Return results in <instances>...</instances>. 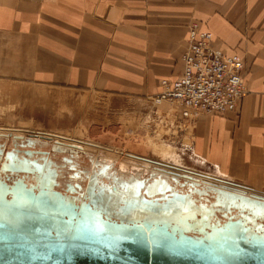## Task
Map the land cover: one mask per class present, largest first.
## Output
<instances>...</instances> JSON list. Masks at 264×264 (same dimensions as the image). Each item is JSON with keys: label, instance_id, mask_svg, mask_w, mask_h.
Segmentation results:
<instances>
[{"label": "crops", "instance_id": "0c3cea01", "mask_svg": "<svg viewBox=\"0 0 264 264\" xmlns=\"http://www.w3.org/2000/svg\"><path fill=\"white\" fill-rule=\"evenodd\" d=\"M191 24L242 59L246 95L182 130L177 108L147 99L181 77ZM0 38L25 86L78 93L130 123L164 114L166 141L187 142L185 169L264 196V0H0ZM169 147L166 160L130 155L184 173Z\"/></svg>", "mask_w": 264, "mask_h": 264}, {"label": "water", "instance_id": "95a60500", "mask_svg": "<svg viewBox=\"0 0 264 264\" xmlns=\"http://www.w3.org/2000/svg\"><path fill=\"white\" fill-rule=\"evenodd\" d=\"M161 180L167 188L159 197L143 186L121 201L114 222L90 201L76 206L56 193H21L0 181V264H264V223L257 222H264V196L218 179L206 191L184 181L181 194ZM190 195L214 200L195 204Z\"/></svg>", "mask_w": 264, "mask_h": 264}, {"label": "rangeland", "instance_id": "374dc122", "mask_svg": "<svg viewBox=\"0 0 264 264\" xmlns=\"http://www.w3.org/2000/svg\"><path fill=\"white\" fill-rule=\"evenodd\" d=\"M1 42L0 38V134L13 132L14 135L27 137L31 141L35 138L45 145L43 149L53 146L54 141L60 145L59 150L66 144L67 151L78 152L79 156L76 158L80 165L78 167L90 165L89 156L102 162L107 155L110 157L107 159L108 162L106 161L108 164L115 162L117 166H121L126 165L129 160L127 163L131 165L130 168L125 166L123 170L136 172L153 167L130 154L159 160L153 153V143L159 142L175 149L179 166L186 170L181 161L180 149L187 142L177 139L173 144L166 141L170 130L164 127V114L159 112L156 114L160 115L161 119L149 115L137 123L134 121L130 123V120L121 118L117 112L100 106L97 100H88L78 93L27 87L19 81L13 73L14 70L10 71L9 68L14 65L8 61V53L2 48ZM40 136L51 139H41ZM77 146L80 149L74 148ZM55 156L56 160L62 162H64L62 157L66 158L60 154ZM116 175L121 177L120 173ZM175 180L178 182V179ZM177 182H172L173 186L184 188L181 186L184 181Z\"/></svg>", "mask_w": 264, "mask_h": 264}, {"label": "built area", "instance_id": "2783aa9c", "mask_svg": "<svg viewBox=\"0 0 264 264\" xmlns=\"http://www.w3.org/2000/svg\"><path fill=\"white\" fill-rule=\"evenodd\" d=\"M211 40V34L201 32L197 25L188 26L187 46L181 56V77L174 81L162 80L160 93L147 99L153 106L166 102L177 108L183 121L179 125L182 130H187L199 115L224 114L246 95L242 59L216 53L210 47ZM168 113H173L171 108ZM156 114L154 117L161 119Z\"/></svg>", "mask_w": 264, "mask_h": 264}, {"label": "flooded vegetation", "instance_id": "af4514ba", "mask_svg": "<svg viewBox=\"0 0 264 264\" xmlns=\"http://www.w3.org/2000/svg\"><path fill=\"white\" fill-rule=\"evenodd\" d=\"M16 138L18 139H13L9 134H0V181L8 189L16 188L18 192L24 193L25 191L27 194L31 191L35 195L43 189L49 193L59 194L62 198L73 200L76 206H84L90 201L97 207L104 208L110 222L115 221L114 217L119 215V209L113 212L106 210L110 197L105 200L103 206L101 195L106 191L111 195L118 189L115 186L108 189L106 186L107 183L102 179V175H105L104 171L107 169L100 168V161L89 156L90 165L78 167L80 166L76 162L78 152L68 151L60 154L66 156V158L62 157L64 161L62 162L56 160V154L50 152L48 148L26 147L24 143L28 140L31 144L29 142L31 139L20 136ZM15 142L18 143L17 147ZM31 142L33 145L38 141L33 139ZM147 178L140 179L138 183L145 184ZM121 181L133 182L132 179ZM6 197L10 199L9 195Z\"/></svg>", "mask_w": 264, "mask_h": 264}, {"label": "bare ground", "instance_id": "6f19581e", "mask_svg": "<svg viewBox=\"0 0 264 264\" xmlns=\"http://www.w3.org/2000/svg\"><path fill=\"white\" fill-rule=\"evenodd\" d=\"M9 135H12V138L15 139V140L18 139V138H16L18 136L14 135L13 132L9 133ZM47 138H49V137H47ZM49 139H51V138H49ZM17 144L18 143L15 142V146L16 147H17ZM53 144L56 145V147H54V145H53V146H50L48 148V150L50 152H52L53 154L54 153L55 154H62V153H67L68 152L66 150V146H68V145L65 144V147H63L62 150H59V148H57V147L60 146V145H57L58 143L55 142V141H54ZM153 144H154V148H153L154 155H156L157 157L161 158L162 160L169 159V157H172L174 155V153L172 152V149L168 145H165V144L163 145V144H161L159 142H157V143L154 142ZM44 146H45L44 144H41L39 142H35L33 145L26 146V147H32V148L33 147H37L38 149H41ZM70 147H73V146H70ZM78 147L79 146L74 147V148L80 149V147L79 148ZM79 152H81V151L79 150ZM107 159H110V157L105 155V159L102 162H99V164L101 165L100 166L101 169H107V170L104 171L105 175H102V179L104 180V182L107 183L106 186L108 187V189H111L112 186H115L116 189H118L116 193H112L111 195H109L107 191L103 192V194L101 195L102 196L101 205H103V206H104V203L106 202L105 200L108 197H110V201L108 202V204H107L108 207L106 209V210H108L110 212H113V211H116L117 209H119V207L122 206V202L121 201H123V200L126 201V200L131 199L133 196H135L134 195L135 194L134 191H136L138 189H141L143 186H144L143 190L146 192L147 195L152 196L153 198L154 197H159V195H157V194L159 192L164 191L167 188L166 184L161 179H165V182L170 187L173 186V183H172V180H171L172 178L178 179L177 183H179L180 181H186V184L187 183H197L198 184L197 188L199 190L202 189L204 191L207 190L206 186H209L211 183H216V182L212 181V179H208V178H205V177H203L201 179L192 178L188 174L179 173L178 171L177 172L176 171H172V170L166 168L167 166L166 167L164 166V168H162L159 165H156V164H153V163H149V162H147L148 165L152 166L153 168H150V169L148 168V169L141 170V171H138V172H136L135 170L134 171H132V170L124 171L123 169H124L125 166H127L129 168L131 166V165L128 164L129 160H127L128 163L125 161L126 165L123 164L125 162H122L123 165L117 166L116 163L108 164L107 163L108 162ZM132 159H134V158H132ZM138 160L141 161L140 159H138ZM117 173L121 174L120 178L116 175ZM124 174H131V175L127 176V175H124ZM182 177H188L190 179L189 180H184V179H182ZM121 178L123 180H125V181H126V179L127 180L132 179L133 182H131V183L124 182V181H121L122 180ZM143 178H147V182L145 184L138 183V181L140 179H143ZM186 186L187 185H185L184 188H181L180 186H173L174 187L173 189L176 190L177 192L181 193V194H185L187 192ZM140 194H141V192H140ZM249 194L250 193L246 192L247 196H249ZM6 198H8V197H6ZM190 198L196 200L195 204H205L206 206H208L214 200L213 198L208 197V200L205 201L204 198L196 197L194 195H192V196L190 195ZM231 213L234 214L237 217L236 210H232ZM143 215L144 214H135L134 217L136 219H138V218L142 217ZM223 221H222V219L220 220V222H223ZM257 222L258 223H262V224L264 223L262 220H257Z\"/></svg>", "mask_w": 264, "mask_h": 264}]
</instances>
